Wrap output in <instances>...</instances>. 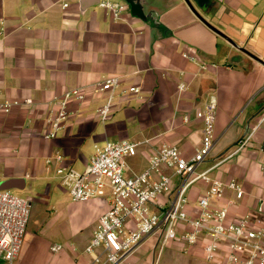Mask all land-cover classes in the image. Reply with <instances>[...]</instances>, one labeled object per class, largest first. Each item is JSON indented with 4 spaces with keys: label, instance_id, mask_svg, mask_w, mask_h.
I'll return each mask as SVG.
<instances>
[{
    "label": "crops",
    "instance_id": "obj_1",
    "mask_svg": "<svg viewBox=\"0 0 264 264\" xmlns=\"http://www.w3.org/2000/svg\"><path fill=\"white\" fill-rule=\"evenodd\" d=\"M133 1L137 10L127 4L122 19L114 21L100 8L101 0H0V103H21L10 114L0 112V191H27L32 207L44 208L58 184L63 206L60 213L54 207L46 212L34 230L30 221L14 264L91 262L84 249L110 198L73 202L59 185L57 157L83 172L107 142L129 140L143 143L129 158V176L142 173L163 145L178 147L190 159L204 135L198 113L212 98L215 144L197 172L230 157L210 174L236 180L245 192L231 219L264 202V0H202L201 5L190 0L236 46L185 0ZM113 77L121 79L122 88H140V94L118 98L103 124L97 113L105 97L94 89ZM74 88L85 89V103L72 106L78 113L57 139H45L50 103ZM207 190L203 182L191 188V214ZM54 228L65 242L52 239ZM54 244L64 250L51 253ZM0 264L8 262L0 256Z\"/></svg>",
    "mask_w": 264,
    "mask_h": 264
},
{
    "label": "built area",
    "instance_id": "obj_2",
    "mask_svg": "<svg viewBox=\"0 0 264 264\" xmlns=\"http://www.w3.org/2000/svg\"><path fill=\"white\" fill-rule=\"evenodd\" d=\"M100 8L114 21L127 11L125 0H101ZM185 58L196 61L186 54ZM207 69L208 66H202ZM184 88V87H183ZM105 97L98 109V118L106 124L118 98L140 94V88H122L121 79L109 78L94 89ZM83 88L67 91L50 103L45 139H57L65 123L77 110L73 105L85 103ZM18 101L0 103V112L10 114ZM27 104H31L27 102ZM217 102L211 99L207 109L198 113L204 121V135L193 157L185 158L180 149L163 145L150 158L148 167L140 174L129 176L128 158L135 157L143 143L129 140L107 142L98 149L83 172L62 165L56 175L75 203L110 198L109 209L99 218L96 229L84 253L91 256L90 264H131V254L149 237L161 234L162 248L172 242L184 245V252L198 249L202 257L214 264H264V202L254 212L237 219L230 218L231 209L245 192L236 180L223 182L211 176L212 169L230 157L221 158L211 169L198 173V167L210 156L214 140V121ZM188 121V118H185ZM252 135L241 141L239 152ZM50 162V161H49ZM171 171L165 174L163 170ZM154 175L159 178L154 179ZM175 180L177 182H175ZM208 185L198 201L196 215L190 213L188 193L197 183ZM228 192L233 198H228ZM31 202L9 191H0V256L14 264L27 233L31 217ZM63 245L54 244L50 251L58 254Z\"/></svg>",
    "mask_w": 264,
    "mask_h": 264
},
{
    "label": "rangeland",
    "instance_id": "obj_3",
    "mask_svg": "<svg viewBox=\"0 0 264 264\" xmlns=\"http://www.w3.org/2000/svg\"><path fill=\"white\" fill-rule=\"evenodd\" d=\"M129 162V158H128ZM148 167V166H147ZM226 176H228L226 171ZM60 185V182H59ZM56 190L51 194V198L47 197L45 201H47L48 205L44 208L39 207L36 204H33L31 207V217L30 221H32L33 230L36 225H38L46 212L50 213V210L53 207L60 213L63 209L62 206V196L58 191V184H56ZM61 187V185H60ZM13 195L23 198L29 201H32V197L30 193L27 191L13 192L10 191ZM46 194V192L44 193ZM43 194V195H44ZM53 214V213H52ZM48 216V215H47ZM30 223V222H29ZM29 227V226H28ZM51 237L53 240H57L60 242H65V238L63 237L60 231H56V228L51 230ZM50 231V232H51ZM161 234H156L150 237L148 241L143 243L142 247L138 250V252L134 253L133 259L130 262L131 264H214L211 262H207L201 255L198 249H192L189 253L184 252V245L180 242H172L162 248L160 243Z\"/></svg>",
    "mask_w": 264,
    "mask_h": 264
},
{
    "label": "water",
    "instance_id": "obj_4",
    "mask_svg": "<svg viewBox=\"0 0 264 264\" xmlns=\"http://www.w3.org/2000/svg\"><path fill=\"white\" fill-rule=\"evenodd\" d=\"M188 5L191 7V9L198 15V17H200V19H202L213 31H215L216 33H218L219 35H221L222 37H224L225 39H227L231 44H233L234 46H236L235 43H233V41L231 39H229L227 36H225L221 31L217 30L216 28H214L213 26H211L209 23H207L195 10V8L193 7L192 3L190 2V0H185ZM198 5L202 4V0H194ZM125 2L127 4L130 5V7L132 8V11L135 12V10H137L138 5H136V3H134L133 0H125Z\"/></svg>",
    "mask_w": 264,
    "mask_h": 264
}]
</instances>
